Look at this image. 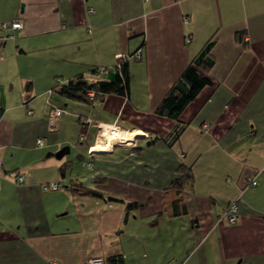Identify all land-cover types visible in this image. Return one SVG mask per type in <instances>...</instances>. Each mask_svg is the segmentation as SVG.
<instances>
[{"label":"crops","instance_id":"crops-1","mask_svg":"<svg viewBox=\"0 0 264 264\" xmlns=\"http://www.w3.org/2000/svg\"><path fill=\"white\" fill-rule=\"evenodd\" d=\"M15 18L19 32L0 29V264H264V0H0V23ZM207 42L210 83L178 119L155 114ZM137 50L123 93L53 89L77 74L113 82L116 54ZM99 122L133 145L98 149Z\"/></svg>","mask_w":264,"mask_h":264},{"label":"trees","instance_id":"trees-1","mask_svg":"<svg viewBox=\"0 0 264 264\" xmlns=\"http://www.w3.org/2000/svg\"><path fill=\"white\" fill-rule=\"evenodd\" d=\"M212 42H207L201 51L192 58L185 68L180 72L178 77L171 83L159 103L154 108V113L160 116L178 119L181 112L188 105L198 92L207 84L210 83L208 72L214 64L213 58L210 56V48ZM126 61V60H125ZM121 64L119 75L117 69V79L113 82L94 81L88 82L83 74H77L63 81L61 84H55L53 89L60 94L70 98L87 101H92L96 96H101L106 92L123 93L127 88V68ZM88 91L93 92V96H88ZM178 176L171 181V187L182 189L186 182H191L193 176L191 170L184 163L177 166ZM71 190L75 193L89 194L96 198H104L105 196L96 189L82 187L80 185H71ZM110 200H120L114 196H107ZM137 206V203L128 202L126 208L132 209ZM104 264H124L123 258L118 255H107L103 257Z\"/></svg>","mask_w":264,"mask_h":264},{"label":"built area","instance_id":"built-area-1","mask_svg":"<svg viewBox=\"0 0 264 264\" xmlns=\"http://www.w3.org/2000/svg\"><path fill=\"white\" fill-rule=\"evenodd\" d=\"M89 11H91L92 9L89 8L88 9ZM23 26V22L20 18H15L13 20H11L10 22H1L0 23V29H3L5 27H9L13 30H17L19 32V30L22 28ZM17 32V33H18ZM15 32H12V33H8V34H4L3 36H6V37H14L15 36ZM191 38L187 37L186 38V42H189ZM130 56H134L135 58H139L140 56V51L137 50L135 53H133L132 55L130 54H127V53H117L116 54V57H117V63H116V67L118 69V72H119V75L122 76L121 72H120V69H121V64L123 61L127 60ZM103 69V68H101ZM63 82V80L61 78H57L56 79V83L55 84H61ZM89 95L92 96V91L89 92ZM61 112V109L59 108H56L54 109V113L55 114H59ZM88 120L86 119L85 122H87ZM103 124L104 123H97L98 125V128L101 130L100 133L103 132ZM206 126V124L204 125ZM132 139L129 140V141H122V142H116L118 144H122V145H127V146H131L133 145V142L135 141V137L134 134H129ZM83 133L80 134V138L82 139L83 138ZM37 143H41V140L38 139L37 140ZM89 154H97V153H91L89 152ZM15 181L16 182H23L24 181V173H17L16 176H15ZM243 181H244V184L246 185H250V186H254L256 184V180L253 178V177H250V176H244L243 177ZM1 186V185H0ZM59 186V182L57 181H52V182H48L47 184H43V189H47V188H51V189H55ZM223 215L226 217V219L229 221V222H234L236 221L237 219V200H233V201H230L226 207V209L224 210L223 212ZM54 264V263H52ZM84 264H104V260H103V257L101 256H91V257H88Z\"/></svg>","mask_w":264,"mask_h":264},{"label":"bare ground","instance_id":"bare-ground-1","mask_svg":"<svg viewBox=\"0 0 264 264\" xmlns=\"http://www.w3.org/2000/svg\"><path fill=\"white\" fill-rule=\"evenodd\" d=\"M103 132L99 134L97 148L104 151L111 149L114 142L129 141L132 137L129 133L119 127L105 124L103 125ZM141 134L140 131L137 132Z\"/></svg>","mask_w":264,"mask_h":264},{"label":"water","instance_id":"water-1","mask_svg":"<svg viewBox=\"0 0 264 264\" xmlns=\"http://www.w3.org/2000/svg\"><path fill=\"white\" fill-rule=\"evenodd\" d=\"M65 150H66V148H61L60 150H58V151L55 153V155H56L57 157H60V156L65 152Z\"/></svg>","mask_w":264,"mask_h":264},{"label":"rangeland","instance_id":"rangeland-1","mask_svg":"<svg viewBox=\"0 0 264 264\" xmlns=\"http://www.w3.org/2000/svg\"><path fill=\"white\" fill-rule=\"evenodd\" d=\"M57 79V78H56ZM113 126H115V125H113ZM117 127V126H116ZM83 131V130H82ZM100 132H101V130H99V134H100ZM84 133V132H83ZM114 143H116V142H114ZM100 150H102V149H100ZM102 151H104V150H102ZM64 158H67V155H65V157Z\"/></svg>","mask_w":264,"mask_h":264}]
</instances>
